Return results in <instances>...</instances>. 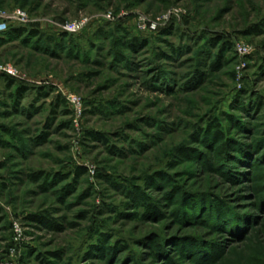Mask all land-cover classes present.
I'll list each match as a JSON object with an SVG mask.
<instances>
[{"label":"rangeland","instance_id":"1","mask_svg":"<svg viewBox=\"0 0 264 264\" xmlns=\"http://www.w3.org/2000/svg\"><path fill=\"white\" fill-rule=\"evenodd\" d=\"M16 10L37 35L0 38V264H264V0Z\"/></svg>","mask_w":264,"mask_h":264},{"label":"trees","instance_id":"2","mask_svg":"<svg viewBox=\"0 0 264 264\" xmlns=\"http://www.w3.org/2000/svg\"><path fill=\"white\" fill-rule=\"evenodd\" d=\"M166 33H168V32H166ZM29 34H30V36L31 35L32 36H36L37 35V32L36 31L29 32L27 27H21V26L11 25L6 32L0 34V38L2 40L1 41V44L2 45H6V44H9V43H12V42H15V41H20V40L25 41V37L27 35H29ZM61 34L62 35H69V36H75V35H71V34H67V33H61ZM26 40H27V38H26ZM145 46H146V43H140V44L133 43V44H130L129 45V47L133 51H137V50L141 51V50H143L145 48ZM217 67L218 66H215V65L212 66L213 69H217ZM4 77L7 80V87H8V89L11 90L15 86V81L12 79L13 77L8 76V75H4ZM29 90H30L29 87H24V86L18 87L16 89L15 95H13L14 99L16 101L21 100L22 98L25 97L26 93ZM39 90H41V89H39ZM39 92H41L40 93L41 97L46 99V98H49V96H50V94H51L52 91L49 92V93H44L41 90ZM215 128H216L215 130L217 131L216 132L217 135L224 136V133L220 131L221 130V126L219 125L218 122H216ZM98 137L95 136L94 134L92 135V138L95 139V140H99L100 138H102L101 136H98ZM101 140L103 141V139H101ZM85 173H86L85 172V169H81V168L76 169V175L78 177L83 176ZM43 177H44V174L43 173H40V174H36V175H31L30 176V179L33 182H37L38 183V182H40L43 179ZM59 180L62 181V180H64V178H61V179L59 178ZM132 199L138 200V202H139L138 205L139 206L142 205V204H144V202H145L144 196H143L142 192L140 191V189H137L136 191L133 192V198ZM188 200L189 199L187 197V198H184L183 201H182L183 204H185V201H186L187 204H185V206L183 208H185L187 211L190 208L192 209V206H193V204L191 205V204L188 203ZM193 200H195V199H193ZM205 208H207V210H208V207L205 206L204 209ZM212 214H214L216 216V219H217V216H218V208H216V210L213 211ZM208 215L210 217V214L209 213H208ZM206 218L207 217L204 216L201 219H202V221H204ZM40 221L41 220H38L36 222H40ZM216 222H217L218 228H222V227L227 228L226 227L227 226L226 225V223H227L226 220H222V218H220V219H217ZM106 238H107L106 236H102L101 239H100V242L96 245V247H97L96 249H97V251L99 252V254L101 256H103V255H110V254H113V253L116 252V250L114 251V249L112 248L113 246L110 245L109 241H107ZM184 249H185V247H184Z\"/></svg>","mask_w":264,"mask_h":264},{"label":"built area","instance_id":"3","mask_svg":"<svg viewBox=\"0 0 264 264\" xmlns=\"http://www.w3.org/2000/svg\"><path fill=\"white\" fill-rule=\"evenodd\" d=\"M29 21L28 15L23 10H16L14 12L7 13L5 11H0V34L6 32L9 29V24H25ZM144 21V19H143ZM143 24V23H142ZM85 25V22H75L65 24L61 27V31L67 34H77L81 28ZM146 29V26L143 27ZM0 73L11 76L13 78L18 77V71L12 67H0ZM74 104H78V101L73 100Z\"/></svg>","mask_w":264,"mask_h":264}]
</instances>
